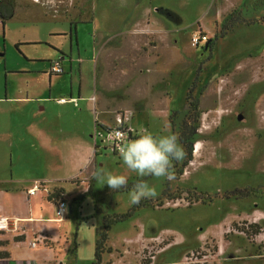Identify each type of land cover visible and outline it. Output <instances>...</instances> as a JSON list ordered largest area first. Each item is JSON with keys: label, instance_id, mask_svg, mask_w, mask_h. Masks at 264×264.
<instances>
[{"label": "rangeland", "instance_id": "1", "mask_svg": "<svg viewBox=\"0 0 264 264\" xmlns=\"http://www.w3.org/2000/svg\"><path fill=\"white\" fill-rule=\"evenodd\" d=\"M217 4L161 0L151 15L164 19L168 31L141 17L149 0H14V16L22 19L0 31L9 67L31 65L18 62L23 52L15 41L39 44L23 48L29 56L52 58L51 49L66 51L64 59L74 60L72 84L80 80L81 93L95 92L107 124L115 125V111L130 109L137 130L143 126L163 135L170 126L179 135L198 115L191 159L183 168L186 156L173 161L171 181L138 177L119 154H98L92 171L126 175L129 190L143 179L157 192L147 199L152 203L111 226L105 243L110 252L101 255L100 264H264V0H221V9ZM214 13H222L217 21ZM197 17L207 33L196 26ZM70 27L79 39L77 51L72 41L74 54ZM199 32L207 39L217 36L211 49L206 42L191 45ZM60 81L68 86L66 77ZM189 90L196 108L187 99ZM121 189L94 180L80 209L83 232L72 240L64 262H94L103 216L133 206L129 190ZM69 205L73 239L76 208Z\"/></svg>", "mask_w": 264, "mask_h": 264}, {"label": "crops", "instance_id": "2", "mask_svg": "<svg viewBox=\"0 0 264 264\" xmlns=\"http://www.w3.org/2000/svg\"><path fill=\"white\" fill-rule=\"evenodd\" d=\"M149 1L151 6L142 8L141 17L142 14L148 16L153 28L168 30L169 25L164 19L151 15L157 10L154 5L161 4V0ZM220 1L217 4L219 9ZM205 8L202 7L199 13ZM210 9L211 4L207 10ZM213 15L217 21L222 13L218 17L215 13ZM141 17L133 25L140 24ZM20 19L15 15L7 20L4 30L0 24L2 35L7 31L9 21ZM197 19L196 26L207 33L200 24V17ZM68 36L69 53L74 54L72 41L75 42L76 51L79 45L77 30L74 37L72 30ZM35 42H14L17 49L23 52L18 62L31 64L21 63L17 67L7 65L3 52L5 47L0 44V216L21 219L18 230L0 232V264L69 263L64 260L67 259L72 240L76 242L79 233L83 232L81 216L84 213L80 209L89 200L86 195L87 179L93 173L92 165L97 163L98 154L103 152L94 150V124L97 121L110 125L101 120L104 112L99 111V99L95 92L91 95L81 93L80 80L72 84L69 70L74 66V60L64 59L66 51L60 53L58 48H49L56 53L52 58L27 55L23 48L39 45ZM56 60L61 63L63 73L55 75L49 72V67ZM36 63L40 66L33 68L32 64ZM63 77L67 78L68 86L62 88L60 80ZM80 78L81 75H78ZM69 95L78 98L76 105L55 101ZM92 95H95L96 119L92 111ZM35 181L41 182L50 194L38 191L29 195L28 190ZM74 198L78 199L73 202L76 208V232L72 239V219L66 214L62 221L57 220L56 202L64 199L68 203ZM70 208L68 211L72 213V206ZM88 213V210L85 211V214ZM39 233H43L46 240L31 247L30 242Z\"/></svg>", "mask_w": 264, "mask_h": 264}, {"label": "clouds", "instance_id": "3", "mask_svg": "<svg viewBox=\"0 0 264 264\" xmlns=\"http://www.w3.org/2000/svg\"><path fill=\"white\" fill-rule=\"evenodd\" d=\"M135 139L123 140L117 147L119 157L126 168L137 174L138 177L154 176L156 178L174 179L173 161L180 162L186 156V151L179 143L178 134H154L147 128L140 126L136 131ZM93 178L110 189L116 190L127 187L128 178L123 174H114L104 168H97L93 172ZM154 186L141 179L128 191L130 203L139 204L143 199L156 197Z\"/></svg>", "mask_w": 264, "mask_h": 264}, {"label": "built area", "instance_id": "4", "mask_svg": "<svg viewBox=\"0 0 264 264\" xmlns=\"http://www.w3.org/2000/svg\"><path fill=\"white\" fill-rule=\"evenodd\" d=\"M207 41L206 34L199 32L196 35H193L190 38L191 45L193 47H198L203 42ZM49 72L52 74H61L63 73V68L61 63L56 60L50 64ZM93 102L92 111L97 117V108L95 104V95L90 97ZM78 98L74 96H66L57 98L55 101L64 104V103H77ZM133 116L134 113L130 109H121L115 112V125H102L97 121L94 124V129L92 132V139L94 142V150L96 152L108 150L113 154H119L117 147L118 145L126 139H135L137 129L133 126ZM38 191H44L49 193V190L42 186L41 182L35 181L33 186L28 190L29 195H34ZM68 203L64 199H59L56 202V216L57 220L62 221L68 211ZM21 219L10 218L8 216H0V232L3 231H16L18 230V223ZM46 236L43 233H39L35 238L30 242L31 247H35L37 243L44 242Z\"/></svg>", "mask_w": 264, "mask_h": 264}, {"label": "trees", "instance_id": "5", "mask_svg": "<svg viewBox=\"0 0 264 264\" xmlns=\"http://www.w3.org/2000/svg\"><path fill=\"white\" fill-rule=\"evenodd\" d=\"M2 1H4V0H2ZM12 4H13V9H14V0H12ZM228 27L229 26H227V27L225 26L226 29ZM216 39H217L216 35L213 38L207 39L206 49H211ZM15 46L17 48V45H15ZM190 91L191 90H189L188 95H187L188 100H191L190 99V97H191ZM190 104L193 105L194 102L191 100ZM193 107L196 108V105L194 104ZM197 118H198V115L196 114L194 116V122L192 124L191 123H185L182 131L178 135L179 136V142L183 145V147L186 151V160L183 161L182 168L188 164V162L190 161L191 156H192V146H193L192 139L196 135V132H197V125H196ZM94 180H95V178H93V174H92V177L88 180V190L87 191H91L93 189ZM121 190H129V186L123 187ZM49 194H48V196H49ZM86 195H87V193H86ZM164 195H166V194H164ZM77 199L78 198H74L71 200V202H75ZM56 200H58V199H56ZM149 202L152 203L151 200L144 199L139 204L133 205L126 213L119 214V215H107L106 214L103 216L102 230L100 232H96L98 235V238L95 241L94 262L92 264H100L101 263V255L106 251L110 252V249L105 248V243L108 239L107 232L110 230L111 226L117 222L127 220L130 216H132V214L135 212V210L137 208H139L141 206H145ZM72 251L73 252L75 251V245L72 247ZM145 264H149V263H145Z\"/></svg>", "mask_w": 264, "mask_h": 264}, {"label": "flooded vegetation", "instance_id": "6", "mask_svg": "<svg viewBox=\"0 0 264 264\" xmlns=\"http://www.w3.org/2000/svg\"><path fill=\"white\" fill-rule=\"evenodd\" d=\"M14 13L12 0H0V24L3 29L5 28L7 20H10L14 16ZM72 28L70 27V30H72Z\"/></svg>", "mask_w": 264, "mask_h": 264}, {"label": "bare ground", "instance_id": "7", "mask_svg": "<svg viewBox=\"0 0 264 264\" xmlns=\"http://www.w3.org/2000/svg\"><path fill=\"white\" fill-rule=\"evenodd\" d=\"M195 149H196V144H195L194 150H195ZM197 150H198V149H197ZM197 150H196V151H197Z\"/></svg>", "mask_w": 264, "mask_h": 264}, {"label": "water", "instance_id": "8", "mask_svg": "<svg viewBox=\"0 0 264 264\" xmlns=\"http://www.w3.org/2000/svg\"><path fill=\"white\" fill-rule=\"evenodd\" d=\"M68 208H69V211H70L71 210L70 206Z\"/></svg>", "mask_w": 264, "mask_h": 264}]
</instances>
